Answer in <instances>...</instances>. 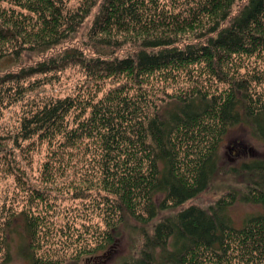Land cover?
Masks as SVG:
<instances>
[{"label":"trees","instance_id":"obj_1","mask_svg":"<svg viewBox=\"0 0 264 264\" xmlns=\"http://www.w3.org/2000/svg\"><path fill=\"white\" fill-rule=\"evenodd\" d=\"M242 1L81 0L69 9L63 0H0V67L6 64L0 68V107L6 98L12 102L21 96L26 79L71 64L94 80H125L95 101L74 95L50 99L22 118L20 132L23 139L36 136L47 142V170L61 153L59 163L68 162L61 148H72L83 137L86 146L94 144L110 215L98 248L129 245L116 264H264L262 160L231 169L233 176L235 170L247 176L238 194L228 189L206 209L189 205L147 226L161 211L210 187L220 166L219 142L230 129L244 125L264 142V94L252 85L258 76L226 72L236 56L264 54V0H246L235 10ZM95 6L87 31L94 56L66 48L7 70L25 52L45 53L60 45ZM199 62L227 88L210 93L195 87L161 103L142 89L156 73ZM237 196L261 207L240 226L228 211ZM11 225L5 222L0 232L5 249L0 264L9 261L12 233H20ZM36 230L35 217L24 212V240L32 241ZM27 243L21 250L28 264L61 263L39 256Z\"/></svg>","mask_w":264,"mask_h":264},{"label":"rangeland","instance_id":"obj_2","mask_svg":"<svg viewBox=\"0 0 264 264\" xmlns=\"http://www.w3.org/2000/svg\"><path fill=\"white\" fill-rule=\"evenodd\" d=\"M63 1L69 9L76 8L81 2ZM245 1L239 2L235 10ZM96 11L97 6L78 31L60 45L45 53L25 52L21 62L7 70L15 71L21 66L33 65L66 48H78L85 56H94L87 31ZM117 54L121 55L123 51H118ZM235 58L239 64L235 63ZM235 58L233 66H229L226 72L229 70L234 76L245 73L257 75L258 80L252 82L253 88L264 94V54ZM4 65L6 64H1V67ZM163 73L150 76L142 85L149 98L160 103L172 101L195 87H201L210 93H218L224 87L227 88L226 83L216 81L203 62ZM124 81V78L122 80L119 77L94 80L80 65L71 64L57 72L37 74L26 79L21 96L12 102L6 98L1 105L0 232H3L5 222L12 224V231L20 232L12 233L14 238L6 264H28L21 250V245H28L27 242L30 244L29 249H34L39 256L60 261L59 264H116L118 257L129 250V245L125 242H120L113 249L111 245H106L104 249L98 248L101 243L99 236L106 229L105 218L107 214L110 215L103 199L106 191L100 183V170L96 161L98 150L94 144L86 146L87 138L83 137L78 145L64 150L61 148L68 152L69 155H64L68 162L59 163L63 159L61 153L59 159L53 161V166L47 170L44 165L49 159L47 142L36 136L29 139L20 136L22 118L46 101L73 95L95 101L107 90ZM219 143L220 166L210 187L177 208L161 211L147 224L148 228L163 216L189 205L206 209L228 189H235L238 194L247 183V176L241 171L237 172L241 163L253 159L264 161V142L253 137L249 128L244 125L230 129ZM61 165H65V169L60 170ZM232 168L237 169L235 176L230 173ZM258 210H261L259 205L241 202L237 196L228 211L235 225L240 226L248 213ZM24 212L35 217L37 222L36 234L32 241L28 238L27 242L21 232ZM2 237L0 234V259L5 251L2 248Z\"/></svg>","mask_w":264,"mask_h":264}]
</instances>
